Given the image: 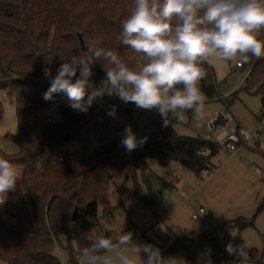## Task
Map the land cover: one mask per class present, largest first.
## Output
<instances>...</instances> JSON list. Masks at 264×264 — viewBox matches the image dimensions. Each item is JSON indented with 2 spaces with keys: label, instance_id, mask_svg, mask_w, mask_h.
I'll return each mask as SVG.
<instances>
[{
  "label": "trees",
  "instance_id": "16d2710c",
  "mask_svg": "<svg viewBox=\"0 0 264 264\" xmlns=\"http://www.w3.org/2000/svg\"><path fill=\"white\" fill-rule=\"evenodd\" d=\"M132 7L134 0H0V92L13 100L19 125L17 135H4L18 152L0 149V158L21 173L15 192L0 209V259L6 264H61L54 251L62 240L69 246L76 243V250L71 247L74 259L98 228L100 206L109 213L112 180L136 179L152 162H176L198 176L210 170L207 152H219L218 145L203 137L182 136L171 124L165 126L161 117L138 131L137 147L129 152L121 146L120 134L133 126L131 110L99 113L96 101L87 113H80L69 107L63 93L49 101L42 98L57 68L81 56L88 45L118 52L133 69L143 62L119 41L121 21ZM102 63L93 61L96 81L106 76ZM205 67L208 74L200 87L211 98L217 94L214 67ZM46 68L51 77L45 75ZM241 69L253 76L254 87L264 89V57L251 58ZM55 111L60 119L48 122ZM3 113L0 101V122ZM97 114L101 120H95ZM66 135L70 137L61 141ZM226 247L211 231L176 239L161 250L177 262L190 253L187 264H219L230 258Z\"/></svg>",
  "mask_w": 264,
  "mask_h": 264
},
{
  "label": "clouds",
  "instance_id": "9594fccd",
  "mask_svg": "<svg viewBox=\"0 0 264 264\" xmlns=\"http://www.w3.org/2000/svg\"><path fill=\"white\" fill-rule=\"evenodd\" d=\"M120 28V43L142 56L138 67L130 68L116 51L91 44L81 56L63 62L54 77L44 70L51 79L42 98L49 101L63 93L72 110L87 113L108 93L138 109L155 110L165 126L173 120L183 124L188 113L205 117L206 96L200 87L208 74L205 66L235 61L242 67L251 58L264 57V0H134ZM93 61L104 62L106 76L99 87L91 80ZM120 135L127 151L137 147L131 125ZM20 175L15 164L0 158V207L15 192ZM88 240L81 249L85 264H169L159 248L134 241L132 232L114 240L101 231ZM248 247L244 239L242 245L229 243L226 251L243 257Z\"/></svg>",
  "mask_w": 264,
  "mask_h": 264
},
{
  "label": "rangeland",
  "instance_id": "374dc122",
  "mask_svg": "<svg viewBox=\"0 0 264 264\" xmlns=\"http://www.w3.org/2000/svg\"><path fill=\"white\" fill-rule=\"evenodd\" d=\"M214 76L217 94L211 98L204 94V119H196L188 113L187 123L176 124L173 120L170 124L182 136L205 137L210 134V120L231 113L235 118L227 122L225 135L238 126L252 134L257 132L264 125V89L254 87L253 76L238 68L235 61L218 63L214 67ZM91 80L95 87H99L104 79L96 81L92 76ZM108 96L111 95L105 93L102 97ZM220 96L223 99H218ZM0 101L4 111L0 122V149L16 154L17 145L4 138L6 133H19L15 105L4 91L0 92ZM54 113V120H59V111ZM133 117L137 119L135 135H138L147 115L138 118L133 114ZM94 118L101 120L102 116L97 114ZM153 120L159 121L155 117ZM225 135L214 140L220 148L217 154L207 152L210 170L198 176L176 162L167 166L152 162L144 174L138 173L136 179L112 180L108 187L110 210L104 214L100 206L98 228L94 234L101 231L112 233L115 240L122 232H132L134 241L151 244L161 250L176 239L194 238L213 231L225 247L229 243L242 245L244 239L249 243L243 257L237 251L219 264H264V149L261 148L264 131L259 141L249 142L236 154H230L222 147ZM177 179L182 181L181 187L169 185L171 180ZM200 208L206 210V215L193 220V214ZM209 213H212L210 218ZM71 247L75 249L76 243L72 242L69 246L68 241L62 240L56 246L54 255L61 264H85L82 255L77 252L72 258ZM161 253L169 259V264H187L191 258L188 253L177 262L162 250ZM141 257L146 258V255L141 253ZM0 264L6 263L0 259Z\"/></svg>",
  "mask_w": 264,
  "mask_h": 264
},
{
  "label": "built area",
  "instance_id": "2783aa9c",
  "mask_svg": "<svg viewBox=\"0 0 264 264\" xmlns=\"http://www.w3.org/2000/svg\"><path fill=\"white\" fill-rule=\"evenodd\" d=\"M238 68H243V66H238ZM105 79V77L103 78ZM218 99H223V96H220ZM97 106H98V110L97 112H105V111H112L114 109H127V110H131L134 114H136V116L139 118L141 115H147L148 120L145 123V125H147L148 123H150L153 118H158L161 117L158 113H151V112H145L142 109H138L135 107L134 104L128 103L125 104L124 102H122L121 100H119V98L115 95H111L108 97H100L97 98ZM234 117L231 113H229L227 116L222 117L221 115H219V117L214 118L212 120H210V122L208 123V127H209V131L210 134L206 135L205 137H203L204 140L210 142V143H214V140H216L217 137L221 136L222 134L225 135V130H226V124L228 121L232 120ZM48 122L50 123H54L55 122V118L52 115H49L47 117ZM136 120L134 119V123L132 126L133 127L137 126L136 124ZM120 125H122V122H119ZM144 125V126H145ZM264 131V125L262 124L261 127L258 129L257 132H255L254 134L250 133L249 131L245 130V129H241L240 126H238V128L233 129L229 134H226L225 137L223 138V140L221 141L222 147H224L230 154H236L239 152V150L244 147L247 146V144L251 141H259V138L262 134V132ZM249 134V135H244V134ZM136 138H138V135L136 134ZM261 148L264 149V145H261ZM205 153H203L204 155ZM179 179H177V181H175V187H178L179 185ZM206 215V210L203 208H200L196 213L193 214L192 218L193 220H199L201 217ZM168 239H171V236H168Z\"/></svg>",
  "mask_w": 264,
  "mask_h": 264
},
{
  "label": "water",
  "instance_id": "95a60500",
  "mask_svg": "<svg viewBox=\"0 0 264 264\" xmlns=\"http://www.w3.org/2000/svg\"><path fill=\"white\" fill-rule=\"evenodd\" d=\"M80 40H81V44H82L83 49H85V45H84V42H83V40H82L81 37H80ZM69 137H70V135H66V136H64V137L61 139V141H65V140H67ZM211 216H212V213H209L208 218H210ZM73 220H77V212L74 213Z\"/></svg>",
  "mask_w": 264,
  "mask_h": 264
},
{
  "label": "crops",
  "instance_id": "0c3cea01",
  "mask_svg": "<svg viewBox=\"0 0 264 264\" xmlns=\"http://www.w3.org/2000/svg\"><path fill=\"white\" fill-rule=\"evenodd\" d=\"M148 112H149V111H148ZM151 113H157V112H156V111H152ZM234 118H235V117H234ZM147 120H148V117H147V119H146V122H147ZM235 120H236V119H235ZM146 122H145V123H146ZM145 123H144V125H145ZM144 125H143V126H144ZM241 149H242V148H241ZM241 149H240V150H241ZM240 150H239V151H240ZM178 178H179V177H178ZM179 181H180V182H179L178 187H181V185H182V181H181L180 179H179ZM173 184L175 185V181L171 180L170 183H169V185L172 186V187H175ZM175 188H177V187H175Z\"/></svg>",
  "mask_w": 264,
  "mask_h": 264
}]
</instances>
